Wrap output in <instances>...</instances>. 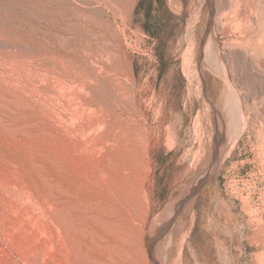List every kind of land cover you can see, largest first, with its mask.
Segmentation results:
<instances>
[{
    "label": "rangeland",
    "instance_id": "1",
    "mask_svg": "<svg viewBox=\"0 0 264 264\" xmlns=\"http://www.w3.org/2000/svg\"><path fill=\"white\" fill-rule=\"evenodd\" d=\"M219 1L0 2V264H264V0Z\"/></svg>",
    "mask_w": 264,
    "mask_h": 264
},
{
    "label": "bare ground",
    "instance_id": "2",
    "mask_svg": "<svg viewBox=\"0 0 264 264\" xmlns=\"http://www.w3.org/2000/svg\"><path fill=\"white\" fill-rule=\"evenodd\" d=\"M4 1H10V0H0V2H4ZM212 1H213V0H212ZM230 1H231V0H230ZM234 1H235V0H234ZM236 1H237V0H236ZM239 1H240V0H239ZM249 1H250V0H249ZM260 1H261V0H260ZM260 1H259V2H260ZM219 2H221V0H220ZM225 2H226V0H225ZM225 2L222 1L220 4L223 3L222 5H224V6L227 7V4L225 5ZM228 2H229V1H228ZM232 2H233V1H232ZM247 2H248V1H247ZM229 3H231V2H229ZM233 3H234V2H233ZM233 3H232V4H233ZM235 3H236V2H235ZM240 3H241V2H240ZM240 3L237 1L236 4H240ZM261 3H262V2H261ZM258 4H259V3H258ZM218 5H219V4H218ZM229 5H230V4H229ZM233 5H234V4H233ZM230 6H232V5H230ZM235 6H236V5H235ZM235 6H234V8H235ZM260 6H261V5H260ZM263 6H264V4H263ZM220 7H221V6H220ZM228 7H229V6H228ZM250 7H251V6H250ZM250 7H249V8H250ZM258 7H259V5H258ZM261 7H262V6H261ZM261 7H260V8H261ZM222 8H224V7L222 6ZM231 8H233V7H231ZM234 8H233V9H234ZM237 8L239 9V6H238ZM237 8H235V10H236ZM241 8H242V7H241ZM241 8H240V10H242ZM249 8H248V9H249ZM209 9H210V8H209ZM233 9H232V10H233ZM253 9H255V8H253ZM257 9H258V8H257ZM257 9H255V10H257ZM211 10H212V9H211ZM213 10H214V9H213ZM213 10H212V11H213ZM233 11H234V10H233ZM236 11H237V10H236ZM260 11H261V10H260ZM234 12H235V11H234ZM241 12H242V11H241ZM225 13L227 14V12H225ZM239 13H240V11H238L237 14H239ZM256 13H260V12L257 10V12H255L254 15H255ZM226 14H225V17L227 18L228 15L226 16ZM241 14H242V13H241ZM243 14H244V12H243ZM246 14H247V13H246ZM246 14H245V15H246ZM252 14H253V12H252ZM260 14H261V13H260ZM260 14H256L257 17H258V15L260 16ZM223 15H224V14H223ZM235 15H236V13H235ZM247 15H250V13L247 14ZM247 15H246V16H247ZM254 15H253V16H254ZM256 15H255V16H256ZM236 16H238V15H236ZM255 16H254V17H255ZM263 16H264V15H263ZM238 17H240V16H238ZM241 17H242V16H241ZM250 17H251V16H250ZM250 17H249V18H250ZM261 17H262V14H261ZM242 18H243V19H241V20L243 21L245 18H248V17H244V16H243ZM259 18H260V17H259ZM255 19L257 20L258 18L255 17ZM263 19H264V18H263ZM227 20H228V19H227ZM227 20H226V21H227ZM229 20H230V19H229ZM258 20H259V19H258ZM226 21H225V22H226ZM248 21H252V24H253V22H254L255 20L253 21V19H251V20L249 19ZM262 21H263V20H262ZM232 22H233V21H232ZM236 22H237V21H236ZM239 22H240V19H239ZM239 22H238V23H239ZM222 23H223V22H222ZM230 23H231V22H230ZM230 23H229V25H230ZM240 23H242V22H240ZM240 23H239V24H240ZM246 23H248L247 20H246V22H244V24L246 25ZM224 24H225V23H224ZM224 24H223V25H224ZM226 24H227V22H226ZM235 24H236V23H235ZM242 24H243V23H242ZM249 24H250V23H249ZM259 24L261 25V23H259ZM229 25H228V26H229ZM233 25H234V24H233ZM233 25H232V26H233ZM236 25H237V26H236V28H237L236 30L238 31V28L241 27V25H240L239 27H238V24H236ZM253 25H254V24H253ZM262 25H263V24H262ZM221 26H222V25H220V27H221ZM232 26H230V27H232ZM247 26H248V25H247ZM247 26H245V27L247 28ZM226 27H227V26H226ZM233 27H234V30H235V26H233ZM233 27H232V28H233ZM242 27H243V25H242ZM251 27H252V26H251ZM253 27H256V26L254 25ZM243 28H244V27H243ZM246 28H244V29H246ZM248 28H249V27H248ZM256 28H257V27H256ZM224 29H225V28H224ZM252 29H253V28H252ZM252 29L250 28V31H251ZM226 30H227V29H226ZM246 30H247V29H246ZM261 30H262V29H261ZM253 31H254V30H253ZM235 32H236V31H235ZM238 32H239V31H238ZM241 32L244 33L245 30H243V31H241ZM246 32H248V31H246ZM257 32H258V31H257ZM233 33H234V32H233ZM242 33L240 34V35H241V38H242V36H244V35H242ZM237 34H239V33H237ZM244 34H247V33H244ZM263 34H264V33H263ZM235 35H236V34H235ZM260 35H261V34H260ZM248 36H249V35H248ZM244 37H245V36H244ZM260 37H261V36H260ZM260 37H259V38H260ZM247 38H248V37H247ZM245 39H246V38H245ZM235 40H236V39H235ZM241 40H242V39L239 38V41H241ZM233 41H234V40H233ZM233 41H231V42H233ZM247 41L250 42L249 40H247ZM235 42H236V41H235ZM237 42H238V40H237ZM237 42H236V43H237ZM241 42H243V40H242ZM241 42H240V43H241ZM238 43H239V42H238ZM240 43L238 44V46L240 45ZM245 43H246V42H245ZM232 44H233V43H232ZM234 44H235V43H234ZM234 44H233V46H236V44H235V45H234ZM253 44H254V43H253ZM260 44H261V43H260ZM260 44L258 45V47L260 46ZM230 45H231V44H230ZM240 46H241V45H240ZM243 46L245 47V44H243ZM247 46H248V45H247ZM262 46H263V43H262ZM241 47H242V46H241ZM250 47H251V46H250ZM250 47H248V48H250ZM254 47H255V46H254ZM258 47L256 46L255 48H253V49H255V51H254L253 49H251L252 47L250 48V50H253L254 53H255V52H257L258 49L256 50V48H258ZM260 47H261V46H260ZM245 48H246V47H245ZM227 49H229V48H227ZM230 49H231V48H230ZM234 49H235V47H234ZM241 49H242V48H241ZM236 50L238 51L237 48H236ZM261 50H262V49H261ZM226 51H227V50H226ZM228 51H229V50H228ZM233 51H235V50H233ZM239 51H240V50H239ZM239 51H238V52H239ZM262 51H264V49H263ZM246 52H248V53L250 54V51H246ZM246 52L243 51V50H242L241 52H239V56H238V58H239V57H242V60H244V58H245L244 56H245V55H248ZM226 53H227V52H226ZM231 53H232V52H231ZM251 53H252V52H251ZM254 53H253V56H254ZM261 53H262V52H261ZM224 54H225V53H224ZM227 54H228V53H227ZM236 54H237V53H236ZM236 54H233V55L237 56L238 54H237V55H236ZM256 54H259V53H256ZM256 54H255V55H256ZM262 54H263V53H262ZM229 55H230V54H229ZM251 55H252V54H251ZM225 56L227 57V55H225ZM235 56L232 57L234 60H235V58H236ZM258 56H260V54H259ZM228 57H229V56H228ZM230 57H231V56H230ZM243 57H244V58H243ZM250 57H251V56H250ZM254 57H255V56H254ZM247 58H248V57H247ZM251 59H252V57H251ZM236 60H238V59H236ZM239 60H240V59H239ZM249 60H250V59H249ZM232 61H233V60H232ZM246 61H247V59H246ZM246 61H245V62H246ZM233 62H234V61H233ZM247 62H248V61H247ZM240 63H241V62H240ZM240 63H237V65L240 66V67H241V65H242V67H244V65H243L244 62H243L242 64H240ZM239 64H240V65H239ZM250 64H251V63H250ZM237 65H236V66H237ZM246 65H247V64H246ZM246 65H245V66H246ZM248 65H249V64H248ZM223 66H224V68H226L225 65H223ZM231 66H233V65H231ZM234 66H235V65H234ZM236 66L234 67L235 69H236ZM250 66H251V65H250ZM253 66H254V65H253ZM254 67H255V66H254ZM254 67H253V68H254ZM231 68H233V67H231ZM237 68H238V67H237ZM245 68H246V67H245ZM245 68H243V69H245ZM251 68H252V67H251ZM255 68H256V67H255ZM231 70H232V69H231ZM233 70H234V69H233ZM238 70H239V69H238ZM226 72L228 73L227 70L225 71V74H226ZM240 72H242V71H240ZM243 72H244V71H243ZM243 72H242V73H243ZM252 73H253V72H252ZM261 74H262V73H261ZM227 75H228V74H227ZM228 77H229V76H228ZM257 77H258V76H257ZM252 78H253V76H252ZM255 78H256V76H255ZM262 78H263V77H262ZM226 79H227V77H226ZM256 79H257V78H256ZM246 80H247V79H246ZM253 80H254V79H253ZM259 80H260V79H259ZM227 81L229 82L228 79H227ZM258 82H259V81H258ZM244 84H246V83H244ZM247 84H248V83H247ZM229 85H230V83H229ZM249 88H250V87H249Z\"/></svg>",
    "mask_w": 264,
    "mask_h": 264
},
{
    "label": "trees",
    "instance_id": "3",
    "mask_svg": "<svg viewBox=\"0 0 264 264\" xmlns=\"http://www.w3.org/2000/svg\"><path fill=\"white\" fill-rule=\"evenodd\" d=\"M154 1H156V0H149V3H148V5H147V17H150L151 16V12H152V10H153V3H154ZM157 1H159V2H162V0H157ZM142 7V6H144V2H141L140 3V5H139V7ZM139 7L137 8V11H138V9H139ZM147 31H148V29H146Z\"/></svg>",
    "mask_w": 264,
    "mask_h": 264
}]
</instances>
